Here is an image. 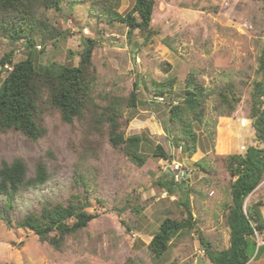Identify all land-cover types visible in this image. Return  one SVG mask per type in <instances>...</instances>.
<instances>
[{
    "label": "rangeland",
    "instance_id": "rangeland-1",
    "mask_svg": "<svg viewBox=\"0 0 264 264\" xmlns=\"http://www.w3.org/2000/svg\"><path fill=\"white\" fill-rule=\"evenodd\" d=\"M99 1L86 0L72 9L65 2L61 12L37 9L38 17L46 18L53 28L36 41L38 66L78 67L84 39L96 41L89 71L92 93L83 114L70 124L52 107L48 91L44 92L36 116L46 134L36 143L20 132L0 131V168L4 162L20 158L28 177L35 175L39 162L48 172L45 184L22 190L14 199L9 209L11 226L0 219V264H213L203 253L200 237L215 251L230 246L226 220L231 178L226 157L245 155L249 147H263L256 139L250 114L252 83L262 76L264 1L154 0L155 33L149 37L139 30L129 37L125 24L97 20L89 8ZM134 3L121 0L118 12L126 15ZM53 30L61 35L51 38ZM11 51L14 62L27 58L22 43L11 44L0 34V71L1 60ZM190 74L215 91L233 82L241 95L230 117L215 110V93L210 97L203 123H194L198 144L193 156L185 151L178 134L169 132L171 107L182 103ZM5 76L3 73L2 79ZM167 80L175 81L172 95L157 97L145 86ZM138 81L136 106L131 107L129 100ZM110 102L120 105L118 121L124 137L143 139L140 152L146 163L142 167L111 145L109 123L96 122L99 107ZM158 146L171 160L155 153ZM174 162L193 171L186 183L187 195L172 182ZM77 197L88 199L86 210L97 217L85 230L68 237L61 250L15 226L28 214L67 206ZM4 203L0 195V208ZM182 203L192 211L195 229L181 233L164 254L154 256L149 243L161 223L166 218H187ZM256 203L264 213V179L246 199L244 212ZM249 239L258 245L264 236L256 233Z\"/></svg>",
    "mask_w": 264,
    "mask_h": 264
},
{
    "label": "trees",
    "instance_id": "trees-1",
    "mask_svg": "<svg viewBox=\"0 0 264 264\" xmlns=\"http://www.w3.org/2000/svg\"><path fill=\"white\" fill-rule=\"evenodd\" d=\"M264 1V0H263ZM69 3L72 9L76 4L86 0H0V34L11 44L22 43L28 50L27 58L14 62V51L6 54L1 60L0 71V131L20 132L33 143L45 136L46 131L37 122V109L44 92L48 91L52 107L61 112L67 123H73L80 117L92 93L89 80L92 56L96 48L94 39H84L85 46L80 53L78 67L63 66L52 63L37 65L36 41L42 32L50 33L53 28L46 18L38 17L37 9L48 8L59 12L63 4ZM121 0H101L90 4L89 11L100 22H120L128 27L127 35L132 36L135 30L146 32L153 36L154 0H135L129 13L122 15L118 12ZM43 13V11H42ZM51 38L61 35L53 30ZM42 43H44L42 41ZM259 80L253 81L251 93L252 108L250 117L252 127L259 147H249L245 155H230L226 157L227 171L230 174L231 205L226 223L230 230V246L221 251H215L210 243L200 241L205 248L206 256L213 264H264V245L258 246L254 240L256 233L264 236V213L260 204H250L244 212L246 199L257 189L264 179V51L261 56ZM259 72V73H260ZM6 73L2 79V74ZM174 80L162 83H152L145 86L156 93L157 97L174 94ZM140 81L135 83L129 106L135 107ZM215 93V110L221 116H232L241 101V95L236 91L233 82H226L217 91L210 90L201 84L198 77L190 74L183 91V101L170 110L169 132H176L178 140L184 142L185 151L193 156L197 152L198 137L194 130V123H203L206 117L207 103ZM96 122L102 120L109 123V137L111 145L121 151L133 164L142 167L146 158L141 154L143 139L140 136L125 138L118 121L122 114L119 103L110 102L105 107H99ZM158 156L171 160V156L160 146L156 152ZM202 168H206L205 165ZM25 162L18 158L12 163L4 162L0 168V195L5 199L4 207L0 208V219L9 226L12 225L9 209L22 190L38 187L48 180L47 167L43 162L36 163V172L28 177ZM172 179V178H171ZM172 182L174 180L172 179ZM178 184V183H175ZM181 186L179 192L187 195L188 185ZM168 192L172 189L166 184ZM88 199L77 197L67 206L56 205L46 207L42 212L31 213L15 222L19 229L34 232L42 242H49L57 250L62 249L66 239L85 230L95 214L87 212ZM187 218L178 221L166 218L154 234L149 249L154 256L164 254L172 241L181 233L195 229L193 213L186 203ZM72 221V223H70ZM54 234V235H53ZM257 249V250H256ZM168 264H181L177 261Z\"/></svg>",
    "mask_w": 264,
    "mask_h": 264
},
{
    "label": "built area",
    "instance_id": "built-area-1",
    "mask_svg": "<svg viewBox=\"0 0 264 264\" xmlns=\"http://www.w3.org/2000/svg\"><path fill=\"white\" fill-rule=\"evenodd\" d=\"M87 32V31H86ZM88 33V32H87ZM192 169L189 167H184V165L174 162L171 166L170 173L175 183L182 184L188 183L189 178L192 176ZM260 240V239H259ZM264 245V241H259L258 246ZM205 254V251H203Z\"/></svg>",
    "mask_w": 264,
    "mask_h": 264
}]
</instances>
